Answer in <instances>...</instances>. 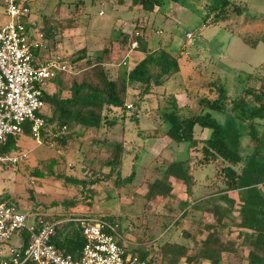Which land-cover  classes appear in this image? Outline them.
I'll return each mask as SVG.
<instances>
[{"label":"rangeland","instance_id":"obj_1","mask_svg":"<svg viewBox=\"0 0 264 264\" xmlns=\"http://www.w3.org/2000/svg\"><path fill=\"white\" fill-rule=\"evenodd\" d=\"M21 1L38 29L51 28L47 58L52 52L71 67L72 59L87 50L88 62L76 66L86 65L87 71L96 66L91 72L94 85L99 83V67L110 80L119 81L145 59L129 36L136 29L149 34L151 75L164 69V77L162 85L145 96L140 86L127 87L126 104H138L132 110L137 124L131 120L134 112L109 108L102 116L117 121L110 130L83 133L77 127V136L70 138L64 130L61 138L55 133L39 143L30 135L18 136L16 152L26 157L15 166L0 168V199L49 220L71 215L113 220L127 251L146 253L159 264H246L247 251L241 248L233 221L239 219V205L219 198V189L224 188L221 162L205 148L209 132L195 127L194 146L176 144L165 136L167 125L161 115L170 102L184 117L212 113L201 103L216 100L217 89L223 87L227 113L212 115L234 141L231 101L240 96L258 106L264 101L258 100L264 92V0H227L224 18L216 24L217 12L209 11L213 0H188L197 12L167 3L151 13L142 12L133 0ZM6 21L0 0V25ZM73 73L78 71L72 67L61 77L64 95ZM250 88L255 95H249ZM46 112L50 114L49 109ZM107 141L120 145L122 152L117 168L104 181L111 170L103 164L113 157ZM242 145L251 147L248 139ZM177 161H187L190 167L194 181L190 196L184 182L163 179L167 165ZM61 175L85 179L79 183L86 186L57 178ZM161 179L170 186V194L152 195V185Z\"/></svg>","mask_w":264,"mask_h":264},{"label":"trees","instance_id":"obj_2","mask_svg":"<svg viewBox=\"0 0 264 264\" xmlns=\"http://www.w3.org/2000/svg\"><path fill=\"white\" fill-rule=\"evenodd\" d=\"M132 2V4L140 6V10L144 13H151L156 8L162 10L167 3L179 4L186 9H192L197 12L188 0H133ZM227 6V0H213V5L209 8V11L212 13L217 12L213 19L214 24L219 23L224 18ZM237 14L240 16L242 13L238 11ZM39 31L43 34L45 43L47 44L51 28H39ZM143 32L144 29H136L129 36H132L131 41L137 43V50L147 56L145 59L139 61L133 69L125 71L122 79L119 81L110 80L101 66V69L99 67V72L97 73L99 83L94 85L91 72L93 69H96V66L89 71H87L86 65L80 69L79 66H76L78 63L88 62L89 54L85 49L80 51L77 57L71 61L69 70L73 67V70L77 69L78 73H73L71 76L69 93L67 95L63 94L65 88L61 79L63 73H58L56 77L49 81L47 92L43 96L44 108L41 117L45 121V126L42 131V140L43 137L55 133H58L61 138L64 130L72 138L77 127L82 128L83 133L87 131H103L105 128L110 130V128L115 127L117 121H109L107 117L102 116L103 110L108 111L109 108H114L113 110L117 109L125 113L134 110V105L138 107L137 103L126 104L127 87L140 86V93L145 96L150 93L152 87L162 85L164 69H162L163 73L161 72L155 76H152L149 71V34L145 36ZM53 36L54 33L51 34V38ZM244 45L247 46L245 43ZM255 46L258 45H253L254 48ZM60 63L66 64L67 62L60 59ZM93 73H95V70ZM246 77L250 78V75H246ZM51 88L53 89L52 92ZM251 88L247 92L253 93L249 95H255L252 91L253 88ZM217 93L218 98L216 100H203L201 104L212 113L226 114L227 89L219 87ZM263 99L264 92L263 95L259 96L258 100ZM129 106L131 108H128ZM231 108L235 122L233 142L230 139L226 126L209 112L203 115L184 117L180 115L176 103L170 102V107L163 109L161 119L167 125L165 136L176 144H183L188 147L194 146L196 144L193 138L195 127L209 132L208 139L204 141L205 148L214 156L215 160L221 162L220 174L224 188L219 189L221 193L219 198L231 203L237 202L239 205V219H233V221L236 222L235 228H237L238 236L242 238L241 248L247 251L246 264H264V195L261 193V189H264V101L258 106L240 96L231 101ZM48 109L50 114L46 112ZM131 120L136 124L139 122L135 112ZM51 130L54 132L52 131L51 133ZM24 135H30L28 129L25 130ZM77 135L75 133L74 136ZM17 138L8 137L5 143L0 145V156L10 155L17 151ZM243 139H248L251 147L249 145L243 146ZM61 143H64V141H61ZM105 144L108 147H113L112 159L103 164V167L110 168L111 170L109 175L104 177V181H108L110 179L108 177L117 168L122 148L120 145H114L111 141H107ZM206 160L208 161V159ZM189 170L190 167L187 161L171 162L163 173V179L171 177L184 182L187 194L190 196L194 181L193 176L189 174ZM51 176L55 175L51 174ZM37 177L43 179L45 176L37 174ZM57 178L74 184H78L79 181H85V179L82 180L64 175ZM163 179L156 181L152 185L150 190L152 195L155 192H160L164 195L170 194L171 188L168 185H164ZM79 184L86 186V183L83 182ZM231 193H236V198L230 197ZM0 200L7 203L2 198ZM9 204L14 205L12 203ZM69 204H74V202H70ZM69 217H77V215ZM104 219L113 221L105 217ZM224 226L227 227L226 224H223ZM53 242L55 248L60 253L70 254L75 257L79 255L85 243L80 230L74 225H72L67 233L58 231L56 239ZM127 253L130 252L127 251ZM131 254H136L140 259L147 261L149 264H159L157 260L148 257L146 253L141 251Z\"/></svg>","mask_w":264,"mask_h":264},{"label":"built area","instance_id":"obj_3","mask_svg":"<svg viewBox=\"0 0 264 264\" xmlns=\"http://www.w3.org/2000/svg\"><path fill=\"white\" fill-rule=\"evenodd\" d=\"M2 4L7 21L0 27V145L8 137L24 135L26 129L39 143L47 84L69 67L52 52L51 58L43 55L48 46L24 1L2 0ZM25 157L20 152L0 156V167L15 166ZM72 225L85 242L76 257L60 253L53 242L58 231L67 233ZM0 264L149 263L127 253L115 221L93 216L49 220L0 200Z\"/></svg>","mask_w":264,"mask_h":264},{"label":"crops","instance_id":"obj_4","mask_svg":"<svg viewBox=\"0 0 264 264\" xmlns=\"http://www.w3.org/2000/svg\"><path fill=\"white\" fill-rule=\"evenodd\" d=\"M33 20V19H32ZM34 23V22H33ZM4 24V23H3ZM3 24H1L0 25V27L3 25ZM34 27L36 28L37 26H36V23L34 24ZM43 55H45V57H48V55L47 54H43ZM44 57V56H43ZM231 194H233V195H231ZM229 196L230 197H232V198H236V193H231Z\"/></svg>","mask_w":264,"mask_h":264}]
</instances>
